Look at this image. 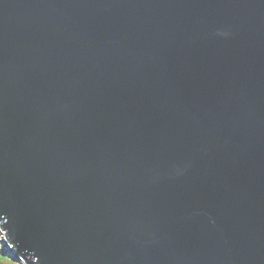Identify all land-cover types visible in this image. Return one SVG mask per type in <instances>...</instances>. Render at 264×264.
Here are the masks:
<instances>
[{
    "label": "water",
    "instance_id": "water-1",
    "mask_svg": "<svg viewBox=\"0 0 264 264\" xmlns=\"http://www.w3.org/2000/svg\"><path fill=\"white\" fill-rule=\"evenodd\" d=\"M0 235L18 264H264V0H0Z\"/></svg>",
    "mask_w": 264,
    "mask_h": 264
},
{
    "label": "trees",
    "instance_id": "trees-1",
    "mask_svg": "<svg viewBox=\"0 0 264 264\" xmlns=\"http://www.w3.org/2000/svg\"><path fill=\"white\" fill-rule=\"evenodd\" d=\"M1 244H2V241H0V247H1ZM0 264H16V263L9 256H7L4 252H2L0 249Z\"/></svg>",
    "mask_w": 264,
    "mask_h": 264
},
{
    "label": "rangeland",
    "instance_id": "rangeland-1",
    "mask_svg": "<svg viewBox=\"0 0 264 264\" xmlns=\"http://www.w3.org/2000/svg\"><path fill=\"white\" fill-rule=\"evenodd\" d=\"M0 237H1V235H0ZM1 239H2V238H1ZM1 239H0V241H2ZM0 249H1L2 252L6 253L7 256L11 257V253H10L9 249L5 246L4 243L1 244ZM11 259H12V258H11ZM12 260H13V259H12ZM16 264H18V263H16Z\"/></svg>",
    "mask_w": 264,
    "mask_h": 264
}]
</instances>
